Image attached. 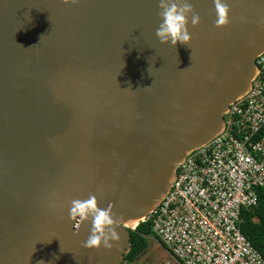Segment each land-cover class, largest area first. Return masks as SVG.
Listing matches in <instances>:
<instances>
[{
  "label": "water",
  "instance_id": "95a60500",
  "mask_svg": "<svg viewBox=\"0 0 264 264\" xmlns=\"http://www.w3.org/2000/svg\"><path fill=\"white\" fill-rule=\"evenodd\" d=\"M190 2L201 21L173 47L159 0H0V264H125L130 230L224 130L258 74L264 0H226L221 27L213 0ZM90 195L115 214L111 250L69 218Z\"/></svg>",
  "mask_w": 264,
  "mask_h": 264
},
{
  "label": "built area",
  "instance_id": "2783aa9c",
  "mask_svg": "<svg viewBox=\"0 0 264 264\" xmlns=\"http://www.w3.org/2000/svg\"><path fill=\"white\" fill-rule=\"evenodd\" d=\"M250 91L230 106L224 130L191 152L164 199L141 222L165 264H264L242 232L243 212L264 189V52ZM150 236H145L149 239Z\"/></svg>",
  "mask_w": 264,
  "mask_h": 264
},
{
  "label": "clouds",
  "instance_id": "9594fccd",
  "mask_svg": "<svg viewBox=\"0 0 264 264\" xmlns=\"http://www.w3.org/2000/svg\"><path fill=\"white\" fill-rule=\"evenodd\" d=\"M63 2L75 5L79 0H63ZM213 3L217 16L216 26H226L230 22L231 8L229 4L226 0H213ZM158 7L160 9L158 15L162 22L156 29V36L160 43L170 42L173 47L177 42L188 45L191 40L188 30L189 16H191V24L194 27L201 21L194 5L190 0H159ZM77 217L81 220L91 219L92 227L90 235L82 245L84 248L99 249L102 246L111 250L114 247L113 242L120 239V234L116 231L115 214L110 213L107 209H100L95 195H90L86 200L73 199L71 201L69 218L76 219Z\"/></svg>",
  "mask_w": 264,
  "mask_h": 264
},
{
  "label": "trees",
  "instance_id": "16d2710c",
  "mask_svg": "<svg viewBox=\"0 0 264 264\" xmlns=\"http://www.w3.org/2000/svg\"><path fill=\"white\" fill-rule=\"evenodd\" d=\"M258 206L250 211L243 212L242 232L252 245L264 257V189L259 193ZM131 250L125 256V264H131L140 257L149 246L145 236L152 235V225L150 222H140L135 230H130Z\"/></svg>",
  "mask_w": 264,
  "mask_h": 264
},
{
  "label": "rangeland",
  "instance_id": "374dc122",
  "mask_svg": "<svg viewBox=\"0 0 264 264\" xmlns=\"http://www.w3.org/2000/svg\"><path fill=\"white\" fill-rule=\"evenodd\" d=\"M148 249L131 264H165L170 257L165 249L159 247L157 241L150 236Z\"/></svg>",
  "mask_w": 264,
  "mask_h": 264
}]
</instances>
